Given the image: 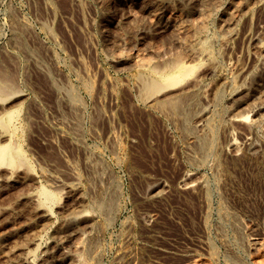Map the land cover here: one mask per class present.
Listing matches in <instances>:
<instances>
[{
    "label": "rangeland",
    "instance_id": "374dc122",
    "mask_svg": "<svg viewBox=\"0 0 264 264\" xmlns=\"http://www.w3.org/2000/svg\"><path fill=\"white\" fill-rule=\"evenodd\" d=\"M150 1L0 0V73L4 76L0 75V85H10L14 94L0 102V118L19 110L16 139L31 167L19 172L0 167V242L6 256L0 257V264H21L20 258L28 253L34 255L33 264H264V118L253 129L243 122L229 124L225 110L231 97L251 106L264 93V68L256 51V45L264 43V0L245 18L234 13L235 24L226 20V12L243 0H209L207 11L172 5L167 16L184 28L177 35L158 32ZM231 29L239 33L236 43L223 51L217 45L213 48L219 56L216 72L212 74L207 66L197 69L204 84L220 76L233 82L226 81L223 101L215 107V124L223 126L215 148L202 154L191 139L192 121L181 115L169 117L143 103L137 76L147 75L149 67L163 69L173 57L185 58L188 52L183 44L198 30L211 35ZM207 104L205 99L197 101L195 111ZM233 140L239 144L238 150L229 146ZM188 175L194 181L191 184L201 183L205 190L186 189L183 182ZM157 186L162 191L153 196L150 191ZM70 187L77 189L78 196ZM42 188L58 197L59 203L47 205L54 217L85 208L92 212L91 220L60 233H54L52 227L41 230L33 205L21 198L38 196ZM101 202L112 211L109 207L99 210ZM34 230L41 231L36 244L30 243L28 235ZM15 232L19 235L14 236ZM254 239L260 244L253 243Z\"/></svg>",
    "mask_w": 264,
    "mask_h": 264
},
{
    "label": "bare ground",
    "instance_id": "6f19581e",
    "mask_svg": "<svg viewBox=\"0 0 264 264\" xmlns=\"http://www.w3.org/2000/svg\"><path fill=\"white\" fill-rule=\"evenodd\" d=\"M65 1V0H64ZM99 1V0H97ZM108 1V0H107ZM121 1V0H112V2ZM126 1V0H124ZM137 1V0H135ZM139 1V0H138ZM143 0H141L142 3ZM150 1V0H149ZM215 2V0H212ZM218 2V0H216ZM249 1V0H248ZM247 0H243L240 4H236L235 6L229 8L228 11L224 10V13L226 12V20L229 22V24H235L233 14L234 13H240V16L243 18L247 17L249 12L254 10L257 6L263 2V0H256L252 3L248 2ZM146 2V1H145ZM148 2V1H147ZM151 2V1H150ZM149 2V3H150ZM155 2V1H154ZM175 0H159L158 3L153 4V10H151L154 16L156 18L155 28L158 29V32L161 31L163 33L165 32H173L175 35L177 33H181L184 29L182 26L177 24V22L171 18V16H167L166 11H168L170 8H172V5H175L176 7L180 8H199L202 10L208 9L209 0H178L176 3H174ZM101 4L105 3L100 2ZM148 3V4H149ZM150 3V4H151ZM211 3V1H210ZM221 3V2H220ZM219 3V4H220ZM66 4V3H65ZM108 4V3H107ZM147 4V5H148ZM149 4V5H150ZM216 3L213 5L214 10H219L220 7H218ZM143 5V4H142ZM72 6V5H71ZM105 6V5H104ZM126 6V5H125ZM136 6V5H135ZM263 6V5H262ZM261 6V7H262ZM65 7V6H64ZM103 7V6H102ZM145 7V6H144ZM62 8V7H61ZM66 8V7H65ZM87 8L86 6L84 9ZM152 8V7H151ZM264 8V7H263ZM48 9V8H47ZM107 9V8H106ZM117 9V8H116ZM257 9V8H256ZM80 10V9H79ZM92 10V9H91ZM112 10V9H111ZM125 10V9H124ZM133 10V9H132ZM138 10V9H137ZM171 10V9H170ZM189 10V9H188ZM74 11V10H73ZM117 11V10H116ZM126 11V10H125ZM131 11V9H130ZM207 11V10H206ZM134 12V11H133ZM56 13V12H55ZM123 13V12H122ZM138 13V12H137ZM172 13V12H171ZM221 13V12H220ZM52 14V13H51ZM76 14V12L74 13ZM86 14V13H85ZM90 14V13H89ZM94 14V13H93ZM114 14V13H113ZM120 14V13H119ZM126 14V13H124ZM131 14V13H130ZM258 14V13H257ZM262 14V13H261ZM78 15V14H77ZM137 15V14H136ZM139 15V14H138ZM254 15V14H253ZM12 16V15H11ZM92 16V15H91ZM102 16V15H101ZM120 16V15H119ZM118 16V17H119ZM151 16V15H150ZM180 16V15H179ZM51 18V16H50ZM53 18V17H52ZM58 18V17H57ZM102 18V17H101ZM107 18V17H106ZM121 18V17H120ZM131 18V17H130ZM147 18V17H146ZM145 18V19H146ZM198 18V17H197ZM211 19L215 18L210 16ZM263 18V17H262ZM104 19V18H103ZM108 19V18H107ZM187 19V18H186ZM208 19V18H207ZM15 20V19H14ZM128 20V19H127ZM194 20V18H193ZM11 21V20H10ZM22 21V20H21ZM99 21V20H98ZM105 21V20H103ZM137 21V20H136ZM139 21V20H138ZM143 21V20H142ZM202 21V20H201ZM19 22V21H18ZM23 22V21H22ZM51 22V21H50ZM132 22V20L130 21ZM181 22V21H180ZM239 22V21H238ZM261 22V21H260ZM11 23V22H10ZM56 23V22H55ZM110 23V22H109ZM124 23V22H123ZM139 23V22H138ZM203 23V21L201 22ZM16 24V22H15ZM40 24V22H39ZM117 24V23H116ZM136 24V23H135ZM206 24V22H205ZM218 24V23H217ZM225 24V23H224ZM228 24V25H229ZM246 24V22H245ZM14 25V24H13ZM23 25V24H22ZM42 25V24H41ZM107 25V24H106ZM121 25V24H120ZM137 25V24H136ZM151 25V24H150ZM215 25V24H214ZM223 25V24H222ZM15 26V25H14ZM238 26V25H237ZM17 27V26H15ZM43 27V26H42ZM124 27V26H123ZM201 27V26H200ZM199 27V29H200ZM219 27V26H217ZM229 27V26H228ZM231 27V25H230ZM202 28V27H201ZM233 28V27H232ZM250 28V27H249ZM13 29V28H12ZM102 29V28H101ZM187 29V28H186ZM204 29V28H203ZM202 29V30H203ZM31 30V29H30ZM134 30V29H133ZM139 30V29H137ZM201 30V29H200ZM200 30L197 31V33L194 34L191 40L188 42H185L184 44H177L179 47H184V50L188 52V55H186L185 58L182 59V57H173L171 58L168 63L165 65L163 69H159L157 67H149L148 74L147 75H139L137 76V80L139 83V92L140 97H142L143 103H145L148 107H150L154 111H159L161 113H165L169 117H176L177 115H181L185 121H192L189 126L191 129V132H193L192 140L193 144L196 145L198 151L200 153H208L214 150L217 133L219 131V128H223L222 125H219L218 128L215 124V116H217V113L215 111V107L220 104L223 101L222 90L226 85V79L223 77H219L215 82L204 84L202 82V78L197 75V69L201 68V66H207L206 68H209L211 73H215L218 67L217 57L215 53L213 52V48L215 45L222 48L228 47L238 36L239 33H237L234 29H231L230 31H227L226 34H204V32H201ZM229 30V29H228ZM33 31V30H32ZM13 32V30H12ZM20 32V31H19ZM28 32V31H27ZM108 32V31H107ZM135 32V31H134ZM243 32V31H242ZM32 33V32H31ZM112 33V32H111ZM23 34V33H22ZM114 34V33H113ZM135 34V33H134ZM251 34V33H250ZM258 34V33H257ZM256 34V35H257ZM15 35V34H14ZM190 35V34H189ZM259 35V34H258ZM262 35V34H261ZM64 36V35H63ZM162 36V35H161ZM188 36V35H187ZM186 36V37H187ZM15 37V36H14ZM25 37V36H24ZM50 37V36H49ZM123 37V36H120ZM240 37V36H239ZM252 37V36H251ZM261 37V36H260ZM13 38V37H11ZM17 39V37H15ZM21 38V37H20ZM142 38V37H141ZM144 38V37H143ZM147 38V37H146ZM145 38V39H146ZM177 38V37H176ZM167 39V38H166ZM252 39V38H250ZM52 40V39H51ZM144 40V39H143ZM164 40V39H163ZM105 41V40H104ZM170 41V39H169ZM241 41V40H240ZM15 42V41H14ZM119 42V41H118ZM173 42V41H172ZM235 42V41H234ZM16 43V42H15ZM126 43V42H125ZM164 43V42H163ZM236 43V42H235ZM238 43V42H237ZM252 43V42H251ZM20 44V43H19ZM109 44V43H107ZM128 45V44H127ZM126 45V46H127ZM236 45V44H235ZM250 45V44H249ZM41 46V45H40ZM43 46V45H42ZM164 46V45H163ZM18 48V47H17ZM21 48V47H19ZM18 48V49H19ZM125 48V47H124ZM155 48V47H154ZM173 48V47H172ZM49 49V48H47ZM119 49V48H118ZM130 49V48H129ZM220 48L217 49V51ZM241 49V48H240ZM14 50V49H13ZM121 50V49H120ZM169 50V49H168ZM224 49L220 50L223 51ZM226 50V49H225ZM228 50V48H227ZM226 50V51H227ZM255 50V49H254ZM129 51V50H127ZM165 51V50H164ZM256 51H257V59H259V62L262 63L264 68V43H258L256 45ZM118 52V51H117ZM120 52V51H119ZM171 52V51H170ZM219 52V51H218ZM5 53V52H4ZM22 53V52H21ZM48 53V52H47ZM122 54V50L120 52ZM139 53V52H138ZM144 53V52H143ZM172 53V52H171ZM222 53V52H221ZM219 53V55L221 54ZM39 54V53H38ZM119 54V53H118ZM151 54V53H150ZM239 54V53H238ZM25 55V54H24ZM40 55V54H39ZM125 55V54H124ZM133 55V54H132ZM164 55V54H163ZM166 55V54H165ZM174 55V54H173ZM234 55V54H233ZM56 56V55H55ZM143 56V55H142ZM150 56V55H149ZM218 56V55H217ZM118 57V56H116ZM137 57V56H136ZM141 57V56H140ZM147 57V56H146ZM164 57V56H163ZM170 57V56H169ZM219 57V56H218ZM237 57V56H236ZM58 58V57H57ZM151 58V57H150ZM230 58V57H229ZM33 59V58H32ZM130 59V58H129ZM141 59V58H140ZM144 59V57H143ZM39 60V59H38ZM142 60V59H141ZM247 60V59H246ZM124 61V60H123ZM139 61V60H138ZM136 61V62H138ZM143 61V60H142ZM142 61L140 63H142ZM155 61V60H154ZM251 61V60H250ZM3 62V61H2ZM19 62V61H18ZM53 62V61H52ZM145 62H148L145 60ZM150 62V61H149ZM220 62V61H219ZM236 62V61H235ZM234 62V63H235ZM255 62V61H254ZM10 63V62H9ZM133 63V62H132ZM165 63V62H164ZM227 63V62H226ZM233 63V64H234ZM11 64V63H10ZM41 64V63H40ZM39 64V66H40ZM126 64V63H125ZM139 64V63H138ZM136 64V65H138ZM144 64V63H143ZM149 64V63H148ZM157 64V63H156ZM230 64V63H229ZM17 65V63L15 64ZM53 65V64H52ZM134 65V64H133ZM160 65V64H159ZM236 65V64H235ZM242 65V64H241ZM254 65V64H253ZM25 66V65H24ZM45 66V65H44ZM121 66V65H120ZM144 66V65H143ZM147 66V65H146ZM149 66V65H148ZM13 67V66H11ZM41 67V66H40ZM43 67V66H42ZM123 67V66H121ZM132 67V66H130ZM145 67V66H144ZM159 67V66H158ZM37 68V67H36ZM135 68V67H134ZM141 68V67H140ZM226 68V67H225ZM233 68V67H232ZM242 68V67H241ZM261 68V67H260ZM8 69V68H7ZM17 69V68H16ZM40 69V68H39ZM113 69V67H112ZM129 69V68H128ZM251 69V68H250ZM258 69V68H257ZM10 70V69H9ZM38 70V69H37ZM48 70V69H47ZM146 70V69H145ZM208 70V69H207ZM252 70V69H251ZM255 70V69H254ZM263 70V69H262ZM1 71V70H0ZM15 71V70H14ZM43 71V70H42ZM52 71V69H51ZM46 72V70H45ZM49 72V70H48ZM76 72V71H75ZM200 72V71H199ZM261 72V71H260ZM259 72V73H260ZM212 73V74H213ZM240 73H242V70H240ZM246 73V72H245ZM107 74V73H106ZM145 74V73H144ZM200 74V73H199ZM223 74V73H222ZM235 74V73H234ZM243 74V73H242ZM258 74V73H257ZM0 75L4 77L1 73ZM221 75V74H220ZM237 75V74H236ZM244 75V74H243ZM242 75V76H243ZM248 75V74H247ZM0 76V78H1ZM205 76V75H204ZM213 76V75H212ZM233 76V75H232ZM235 76V75H234ZM47 77V76H46ZM203 77V75H202ZM207 77V76H206ZM230 77V76H229ZM84 78V77H83ZM242 78V77H241ZM2 78L1 80H3ZM6 79V78H5ZM17 79V78H16ZM77 79V78H76ZM87 79V78H86ZM206 79V78H205ZM211 79V78H210ZM233 79V78H232ZM243 79V78H242ZM7 80V79H6ZM13 80V79H12ZM56 80V79H55ZM79 80V79H78ZM93 80V79H92ZM96 80V79H95ZM136 80V79H135ZM136 80V81H137ZM4 81V80H3ZM212 81V80H211ZM214 81V80H213ZM241 81V80H240ZM253 81V79L251 80ZM11 82V81H10ZM53 82V81H52ZM71 82V81H70ZM228 83L230 81H227ZM243 82V81H242ZM6 83V81H5ZM87 83V82H86ZM97 83V82H96ZM137 83V84H138ZM233 83V82H232ZM230 82V84H232ZM93 85V84H92ZM251 85V84H248ZM12 86V85H11ZM15 86V85H14ZM58 86V85H57ZM68 86V85H67ZM89 91V84L86 85ZM89 86V87H88ZM97 86V85H96ZM255 86V85H254ZM264 86V82H263ZM132 87V86H131ZM241 87V86H240ZM18 88V87H16ZM68 88V87H67ZM73 88V87H71ZM85 88V89H86ZM93 88V87H92ZM127 88V86H126ZM230 88V87H229ZM10 85H0V102H6L7 100L14 97L13 92L10 90ZM95 89V88H94ZM105 89V88H104ZM19 90V89H18ZM68 90V89H67ZM109 90V89H108ZM233 90V89H232ZM264 92V87H263ZM64 91V90H63ZM73 91V90H72ZM138 91V90H137ZM16 92V91H15ZM108 92V91H107ZM136 92V91H135ZM20 93V92H19ZM55 93V92H54ZM237 93V92H236ZM255 93V92H254ZM253 93V94H254ZM100 94V93H99ZM136 94V93H135ZM139 94V93H138ZM137 94V95H138ZM246 94V93H245ZM262 92L259 94V99L257 103H253L251 106H247L245 102L243 101H237L234 100L232 97L229 99L225 106L226 115L228 116L227 120L230 123L234 122H243L250 124L249 127L253 128L258 120L264 118V93L261 95ZM97 96V95H96ZM80 97V96H79ZM132 97V96H131ZM256 97V96H255ZM254 97V99H255ZM81 99V98H80ZM132 99V98H131ZM130 99V100H131ZM205 99L207 101V105H205L203 108L199 111H195L197 106V101ZM92 100V99H91ZM140 100V99H139ZM141 100V101H142ZM132 102V101H131ZM190 102V103H189ZM15 103V102H14ZM79 103V102H78ZM137 103V102H136ZM249 104V102H247ZM20 104V103H19ZM129 104V103H128ZM83 105V104H82ZM4 106V105H3ZM12 107V106H11ZM79 107V106H78ZM195 107V108H194ZM32 108V107H31ZM135 108V107H134ZM9 109V108H8ZM136 109V108H135ZM132 109V110H135ZM194 109V111L192 110ZM122 110V109H121ZM142 110V109H141ZM197 110V109H196ZM78 111V109L76 110ZM75 111V112H76ZM18 111H10L5 113L0 118V167H8L12 171L17 172L20 168H26L30 169V163L28 162L27 158L25 157L24 151L22 150V146L20 142L16 139V134L18 132V127L16 124V121L18 119ZM63 112V111H62ZM98 112V111H97ZM153 112V111H152ZM1 113V112H0ZM82 113V112H81ZM94 113V112H93ZM134 113V112H132ZM160 113V114H161ZM29 114V113H28ZM60 114V113H59ZM130 114V113H129ZM128 114V115H129ZM151 114V113H150ZM68 115V114H67ZM71 115V114H70ZM73 115V114H72ZM91 115V114H90ZM98 115V114H97ZM96 115V116H97ZM118 115V114H117ZM136 115V114H135ZM159 115V114H158ZM220 115V114H219ZM76 116V115H74ZM141 116V115H140ZM163 116V115H162ZM226 116V117H227ZM64 117V116H63ZM157 117V116H156ZM164 117V116H163ZM179 117V116H178ZM69 118V117H67ZM80 118V117H79ZM82 118V117H81ZM91 118V117H90ZM104 118V117H103ZM110 118V117H109ZM220 118V117H219ZM61 119V118H60ZM169 119V118H168ZM27 120V119H26ZM98 120V119H97ZM111 120V119H110ZM178 120V119H177ZM28 121V120H27ZM72 121V119H71ZM75 121V120H74ZM80 121V120H79ZM96 121V120H95ZM160 121V120H159ZM171 121V120H170ZM188 121V122H189ZM221 120L219 119V122ZM91 122V121H90ZM89 122V123H90ZM106 122V121H105ZM157 122V121H156ZM218 122V121H217ZM264 122V121H263ZM71 123V122H70ZM132 123V122H131ZM141 123V122H140ZM62 124V123H61ZM156 124V123H155ZM173 124V123H172ZM220 124V123H219ZM239 125V124H238ZM258 125V124H257ZM98 126V125H97ZM227 126V125H226ZM235 126V125H234ZM157 128V127H156ZM247 128V127H246ZM263 128V127H262ZM68 129V128H67ZM151 129V128H150ZM239 129V127H238ZM254 129V128H253ZM69 130V129H68ZM158 130V128H157ZM145 131V130H144ZM170 131V130H169ZM226 131V130H225ZM229 131V130H228ZM232 131V130H231ZM20 132V130H19ZM25 132V131H24ZM74 132V131H73ZM80 132V131H79ZM114 132V131H113ZM160 132V131H159ZM237 132V131H236ZM239 132V131H238ZM252 132V129H251ZM21 133V132H20ZM35 133V132H34ZM116 133V132H115ZM139 133V132H138ZM78 134V133H77ZM169 134V133H168ZM167 134V135H168ZM113 135V134H112ZM96 136V135H95ZM138 136V135H137ZM152 136V135H151ZM150 136V137H151ZM188 136V135H187ZM144 137V136H142ZM156 137V136H155ZM185 137V136H184ZM122 138V137H121ZM233 138V136L231 137ZM52 139V138H51ZM79 139V138H78ZM110 139V138H109ZM153 139V138H152ZM53 140V139H52ZM55 140V139H54ZM145 140V139H144ZM154 140V139H153ZM237 140V139H236ZM243 140V139H242ZM245 140V139H244ZM255 140V139H254ZM29 141V140H28ZM48 141V140H47ZM66 141V140H65ZM79 141V140H78ZM171 141V140H170ZM239 141V140H238ZM264 141V140H263ZM51 142V140H50ZM53 142V141H52ZM68 142V141H67ZM83 142V140H82ZM184 142V141H183ZM242 142V141H241ZM250 142V141H248ZM252 142V141H251ZM255 142V141H254ZM260 142V141H259ZM258 142V143H259ZM262 142V141H261ZM81 143V142H80ZM162 143V142H161ZM256 143V144H258ZM118 144V143H117ZM167 144V143H166ZM187 144V143H186ZM221 144V143H220ZM255 144V143H253ZM29 145V144H28ZM77 145V144H76ZM115 145V144H114ZM152 145V144H151ZM188 145V144H187ZM239 144H236V142L230 141L229 146L232 148H237ZM251 145V144H250ZM51 146V145H50ZM116 146V145H115ZM114 146V147H115ZM161 146V145H160ZM172 146V145H171ZM247 146V145H246ZM111 147V146H110ZM137 147V146H136ZM186 147V146H185ZM189 147V146H188ZM187 147V148H188ZM251 147V146H250ZM260 147V146H259ZM55 148V147H54ZM113 148V146L111 147ZM110 148V149H111ZM163 148V147H162ZM240 148V146H239ZM249 148V147H248ZM255 148V147H254ZM109 149V151H110ZM156 149V148H155ZM241 149V148H240ZM252 149V148H251ZM256 149V148H255ZM176 150V149H175ZM225 150V149H224ZM248 150V149H247ZM260 150V149H259ZM140 151V150H139ZM179 151V150H178ZM182 151V150H181ZM190 152V150H188ZM223 151V149H222ZM257 151V150H256ZM264 151V150H263ZM115 152V151H114ZM175 152V151H174ZM186 152V151H185ZM252 152V151H251ZM110 153V152H109ZM143 153V152H142ZM176 153V152H175ZM218 153V152H217ZM74 154V153H73ZM171 154V153H170ZM178 154V153H177ZM253 154H255L253 152ZM54 155V154H53ZM130 155V154H128ZM197 155V154H196ZM207 155V154H206ZM209 155V154H208ZM207 155V156H208ZM228 155V154H227ZM43 156V155H42ZM51 156V155H49ZM115 156V155H114ZM117 156V155H116ZM171 156V155H170ZM255 156V155H254ZM177 157V156H176ZM183 157V156H182ZM32 158V157H31ZM93 158V157H92ZM118 158V157H117ZM134 158V157H133ZM172 158V157H171ZM198 158V157H197ZM206 158V157H205ZM213 158V157H212ZM66 159V158H65ZM177 159V158H176ZM54 160V159H53ZM118 160V159H117ZM55 161V160H54ZM125 161V160H124ZM227 161V160H226ZM67 162V161H66ZM142 162V161H141ZM173 162V161H172ZM199 162H201L199 160ZM82 163V162H81ZM86 163V162H85ZM96 163V162H95ZM132 163V162H131ZM136 163V162H133ZM177 163V162H176ZM192 163V162H191ZM203 163V162H202ZM250 163V162H249ZM66 164V163H65ZM99 164V163H98ZM101 164V163H100ZM69 165V164H68ZM91 165V164H90ZM252 165V164H251ZM50 166V165H49ZM64 166V165H63ZM61 167V166H60ZM89 167V166H88ZM97 167V166H96ZM138 168V167H137ZM189 168V167H188ZM226 168V167H225ZM1 169V168H0ZM100 169V168H99ZM228 169V168H227ZM242 169V168H241ZM2 170V169H1ZM39 170V169H38ZM86 170V169H85ZM129 170V169H128ZM127 170V171H128ZM131 170V169H130ZM180 170V169H179ZM222 170V169H221ZM236 170V169H235ZM4 171V170H3ZM21 171V170H20ZM109 171V170H108ZM133 171V170H132ZM203 171V170H202ZM227 171V170H226ZM10 172V170H9ZM19 172V171H18ZM68 172V171H67ZM247 172V171H246ZM13 173V172H12ZM54 173V172H53ZM85 173V172H84ZM92 173V172H91ZM94 173V172H93ZM98 173V172H97ZM185 173V172H184ZM187 173V172H186ZM193 173V172H192ZM222 173V172H221ZM225 173V172H223ZM228 173V172H226ZM236 173V172H235ZM16 174V173H15ZM26 174V173H24ZM37 174V173H36ZM66 174V172H65ZM110 174V173H109ZM246 174V173H245ZM31 175V174H30ZM29 175V176H30ZM94 175V174H93ZM113 175V174H111ZM186 175V174H185ZM184 175V177H185ZM196 175V174H195ZM72 176V175H71ZM103 176V175H102ZM192 176V175H191ZM228 176V175H227ZM6 177V176H5ZM12 177V176H11ZM112 177V176H111ZM130 177V176H129ZM176 177V176H175ZM189 178L186 177L184 180V186L185 188H192V189H198L200 191L205 190V186L201 183L198 184H191L192 181H190V175H188ZM207 177V176H206ZM28 178V177H27ZM43 178V177H42ZM69 178V177H68ZM101 178V177H98ZM255 178V177H254ZM49 179V178H48ZM109 179V176H108ZM194 179V178H193ZM7 180V179H6ZM67 180V179H66ZM77 180V179H76ZM92 180V179H91ZM101 180V179H98ZM96 180V181H98ZM174 180V179H172ZM182 180V179H181ZM219 180V179H218ZM244 180V179H243ZM247 180V179H246ZM71 181V180H70ZM89 181V180H88ZM95 181V182H96ZM175 181V180H174ZM177 181V180H176ZM239 181V180H238ZM3 182V181H2ZM6 182L8 183H14L15 181L9 179ZM77 182V181H76ZM92 182V181H91ZM102 182V181H101ZM196 182V181H195ZM214 182V181H213ZM237 182V181H236ZM49 183V182H48ZM62 183V182H61ZM88 183V182H87ZM104 183V182H103ZM194 183V181H193ZM249 183V182H248ZM1 184V183H0ZM64 184V183H63ZM215 184V183H214ZM8 185V184H7ZM13 185V184H12ZM47 185V184H46ZM101 185V184H100ZM99 185V187H100ZM217 185V183H216ZM252 185V184H251ZM63 188V186H61ZM89 187V186H88ZM2 188V187H1ZM21 188V187H20ZM90 188V187H89ZM110 188V187H109ZM116 188V187H115ZM12 189V188H11ZM25 189V188H24ZM64 189V188H63ZM88 189V188H87ZM97 189V187H96ZM118 189V188H117ZM149 189V188H148ZM151 189V188H150ZM191 189V190H192ZM60 190V189H59ZM183 190V189H182ZM252 190V189H251ZM24 191V190H23ZM69 191H71L73 194H76L77 189L75 187H70ZM160 191H162V187H156L153 188L150 192L153 196L157 195ZM164 191V190H163ZM168 191V190H167ZM185 191V190H184ZM13 192V191H12ZM53 192V191H52ZM44 188H42L39 192V195H29L26 194L21 198V202H30L33 205L34 212L39 215L40 220V228L43 230L45 227H52L54 233H60L64 229H68L67 227H72L75 224H78L80 222H87L90 221L92 218V212L89 213L87 211L83 210H77L73 212H66L64 215L60 218L54 217V214H52L51 208H48L49 203L57 204L59 203L58 197L56 194L52 193ZM112 192V191H111ZM171 192V191H170ZM260 192V191H259ZM38 193V192H37ZM57 193V192H56ZM87 193V192H86ZM164 193V192H163ZM198 193V192H197ZM243 193V192H242ZM256 193V192H255ZM17 194V193H16ZM89 194V193H88ZM195 194V193H194ZM203 194V193H202ZM205 194V193H204ZM257 194V193H256ZM77 195V194H76ZM91 195V194H90ZM97 195V194H96ZM100 195V194H99ZM98 195V196H99ZM108 195V194H107ZM146 195V194H145ZM14 196V195H13ZM78 196V195H77ZM144 196V195H143ZM195 196V195H193ZM83 197V196H82ZM108 197V196H107ZM164 197V196H163ZM203 197V196H202ZM243 197V196H242ZM4 198V197H2ZM16 198V197H15ZM90 198V197H89ZM97 198V197H96ZM195 198V197H194ZM199 198V197H198ZM101 199V198H100ZM104 199V198H103ZM176 199V198H175ZM184 199V198H183ZM64 200V199H63ZM94 200V199H93ZM91 200V201H93ZM108 200V198H107ZM154 200V199H153ZM8 201V200H7ZM111 201V200H110ZM199 201V200H198ZM106 202V201H105ZM114 202V201H113ZM149 202V201H148ZM4 203V202H3ZM69 203V201L67 202ZM66 203V204H67ZM77 203V202H76ZM158 203V202H157ZM160 203V202H159ZM195 203V202H194ZM225 203V202H224ZM50 204V206H51ZM93 204V203H92ZM97 204V203H96ZM249 204V203H248ZM4 205V204H3ZM48 205V206H47ZM53 205V204H52ZM69 205V204H68ZM75 205V204H74ZM85 205V204H84ZM188 205V204H187ZM197 205V204H196ZM205 205V204H204ZM218 205V204H217ZM10 206V205H9ZM64 206V205H63ZM82 206V205H81ZM112 206V205H111ZM183 206V205H182ZM74 207V206H73ZM99 210H105L108 207L106 204H102V202L98 205ZM262 207V206H261ZM110 208V207H109ZM187 208V207H186ZM207 208V207H206ZM221 208V207H220ZM18 209V208H17ZM30 209V208H29ZM195 209V208H194ZM219 209V208H218ZM27 210V209H26ZM76 210V208H75ZM114 210V209H113ZM187 210V209H186ZM23 211V210H22ZM106 211V210H105ZM110 211L111 208H110ZM190 211V210H189ZM194 211V210H193ZM228 211V210H227ZM231 212V210H229ZM249 211V210H248ZM216 212V211H215ZM224 212V211H223ZM62 213V211H61ZM114 213V212H113ZM112 213V214H113ZM116 213V212H115ZM203 213V212H202ZM20 214V213H19ZM26 214V213H25ZM104 214V213H103ZM110 214V213H109ZM108 214V215H109ZM201 214V213H200ZM244 214V213H243ZM114 215V214H113ZM218 215V214H217ZM233 215V214H232ZM231 215V216H232ZM240 215V214H239ZM94 216V215H93ZM121 216V215H120ZM236 216V215H235ZM112 217V215H111ZM207 217V216H206ZM217 217V216H216ZM221 217V216H220ZM233 217V216H232ZM3 218V217H2ZM38 218V217H37ZM114 218V217H113ZM199 218V216H198ZM237 218V217H236ZM191 219V217H190ZM3 220V219H2ZM38 220V221H39ZM112 220V219H111ZM115 220V218H114ZM122 220V219H121ZM205 220V219H204ZM224 220V219H223ZM226 220V219H225ZM1 221V220H0ZM197 221V220H196ZM235 221V219H234ZM240 221V220H239ZM198 222V221H197ZM196 222V223H197ZM91 223V222H90ZM7 224V223H6ZM81 224V223H80ZM83 224V223H82ZM113 224V223H112ZM202 224V223H201ZM135 225V224H134ZM239 225V223H238ZM110 226V225H109ZM26 227V225H25ZM96 227V226H95ZM141 227V226H140ZM199 227V226H198ZM202 227V226H201ZM209 227V226H208ZM3 228V227H2ZM15 228V227H14ZM31 228V227H30ZM39 228V229H40ZM219 228V227H218ZM230 228V227H229ZM139 229V228H138ZM214 229V228H213ZM221 229V228H220ZM200 230V229H199ZM7 231V230H5ZM40 231V230H39ZM39 231H29V241L32 244H36L40 239L38 236L40 235ZM197 231V229L195 230ZM204 231V230H203ZM226 231V230H225ZM4 232V231H3ZM65 232V231H64ZM202 232V231H201ZM222 232V231H221ZM2 233V232H1ZM87 233V232H86ZM243 233V232H242ZM99 234V233H98ZM14 236H18L19 232L13 233ZM25 235V234H24ZM63 236V235H61ZM243 235H241L242 237ZM28 237V236H27ZM68 237V236H67ZM116 237V236H115ZM132 237V236H131ZM130 237V238H131ZM134 237V236H133ZM202 237V236H201ZM245 237V236H244ZM74 238V237H73ZM246 238V237H245ZM55 239V238H54ZM99 239V238H98ZM222 239V238H221ZM125 240V239H124ZM123 240V241H124ZM236 240V239H235ZM246 240V239H245ZM17 241V239H16ZM21 241V240H20ZM19 241V242H20ZM24 241V240H23ZM22 241V243H23ZM60 241V239H59ZM97 241V240H96ZM220 241V240H219ZM256 244H260V240L254 239ZM2 242V241H1ZM0 242V257L4 259L6 257L4 255V249L3 245H1ZM46 242V241H45ZM88 242V241H86ZM233 242V241H232ZM235 242V241H234ZM21 243V244H22ZM70 243V242H69ZM201 243V242H200ZM204 243V242H203ZM209 243V241H208ZM6 244V243H5ZM10 244V243H9ZM12 244V242H11ZM90 244V241H89ZM109 244V243H108ZM227 244V243H226ZM7 245V244H6ZM14 245V243H13ZM71 245V244H70ZM208 245V244H207ZM250 245V244H249ZM254 245V244H253ZM23 246V245H22ZM25 246V245H24ZM54 246V245H53ZM88 246V244H87ZM251 246V245H250ZM257 246V245H256ZM32 247V246H31ZM39 247V246H38ZM221 247V246H220ZM7 248V247H6ZM10 248V247H9ZM68 248V247H67ZM142 248V247H141ZM224 248V247H223ZM228 248V247H227ZM250 248V247H249ZM11 249V248H10ZM26 249V248H25ZM49 249V248H48ZM63 249V248H62ZM94 249V247H93ZM97 249V247H96ZM209 249V248H208ZM12 250V249H11ZM38 250V249H37ZM54 250V249H53ZM145 250V249H144ZM213 250V249H212ZM222 250V249H221ZM259 250V249H258ZM39 251V250H38ZM72 251V250H71ZM74 251V249H73ZM77 251V250H76ZM90 251V250H89ZM140 251V250H139ZM207 251V250H206ZM211 251V250H210ZM9 251H7L8 253ZM12 252V251H11ZM226 252V251H225ZM20 253V252H19ZM41 253H47L45 250H41ZM52 253V252H51ZM54 253V252H53ZM75 253V251H74ZM122 253V252H121ZM120 253V254H121ZM125 253V252H124ZM213 253V252H212ZM257 253V252H256ZM9 254V253H8ZM133 254V253H132ZM236 254V253H235ZM242 254V253H241ZM254 254V253H253ZM17 255V254H16ZM46 255V254H45ZM44 255V256H45ZM48 255V254H47ZM88 255V254H87ZM92 255V254H91ZM130 255V254H129ZM210 255V254H209ZM208 255V256H209ZM212 255V254H211ZM252 255V254H251ZM258 255V254H256ZM4 256V257H3ZM38 256V255H37ZM134 256V255H133ZM136 256V255H135ZM134 256V257H135ZM144 256V255H143ZM234 256V255H233ZM90 257V255H89ZM102 257V256H101ZM104 257V256H103ZM145 257V256H144ZM131 258V257H130ZM185 258V257H184ZM232 258V257H231ZM2 259V260H3ZM16 259V257H15ZM34 255L26 254L22 258H20L21 264H33ZM78 259V258H77ZM81 259V257L79 258ZM102 259V258H101ZM143 260V259H142ZM220 260V259H219ZM230 260V259H229ZM236 260V259H234ZM233 260V262H234ZM47 261V260H46ZM94 261V260H93ZM96 261V260H95ZM212 261V260H211ZM237 261V260H236ZM6 262V261H5ZM81 264L82 262L79 261ZM193 262V261H192ZM191 262V263H192ZM197 262V261H196ZM241 262V261H240ZM71 263V262H70ZM90 263V262H89ZM121 263V262H120ZM195 263V261H194ZM192 263V264H194ZM236 263V262H235ZM3 264V263H2ZM210 264V263H209ZM238 264V263H237ZM243 264V263H242Z\"/></svg>",
    "mask_w": 264,
    "mask_h": 264
}]
</instances>
